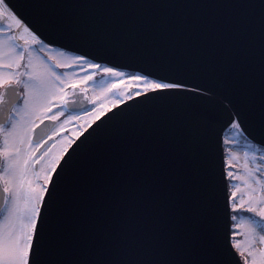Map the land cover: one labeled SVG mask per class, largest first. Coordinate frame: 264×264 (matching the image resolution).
Wrapping results in <instances>:
<instances>
[{
	"label": "snow or ice",
	"instance_id": "snow-or-ice-1",
	"mask_svg": "<svg viewBox=\"0 0 264 264\" xmlns=\"http://www.w3.org/2000/svg\"><path fill=\"white\" fill-rule=\"evenodd\" d=\"M0 264H264V0H0Z\"/></svg>",
	"mask_w": 264,
	"mask_h": 264
},
{
	"label": "rangeland",
	"instance_id": "rangeland-1",
	"mask_svg": "<svg viewBox=\"0 0 264 264\" xmlns=\"http://www.w3.org/2000/svg\"><path fill=\"white\" fill-rule=\"evenodd\" d=\"M235 150H236L237 154L241 157V163L238 164L237 167H241L242 166V158H243V142H241V147H239Z\"/></svg>",
	"mask_w": 264,
	"mask_h": 264
},
{
	"label": "flooded vegetation",
	"instance_id": "flooded-vegetation-1",
	"mask_svg": "<svg viewBox=\"0 0 264 264\" xmlns=\"http://www.w3.org/2000/svg\"><path fill=\"white\" fill-rule=\"evenodd\" d=\"M74 111H80L79 107L75 108ZM48 129L45 128V126L42 127L41 132L38 133L39 135H45L47 133ZM70 134V133H69Z\"/></svg>",
	"mask_w": 264,
	"mask_h": 264
},
{
	"label": "water",
	"instance_id": "water-1",
	"mask_svg": "<svg viewBox=\"0 0 264 264\" xmlns=\"http://www.w3.org/2000/svg\"><path fill=\"white\" fill-rule=\"evenodd\" d=\"M42 127H43V125L41 126L40 129L37 130L38 133L41 132ZM217 166H218V169H219V167H220V161L219 160L217 161Z\"/></svg>",
	"mask_w": 264,
	"mask_h": 264
}]
</instances>
